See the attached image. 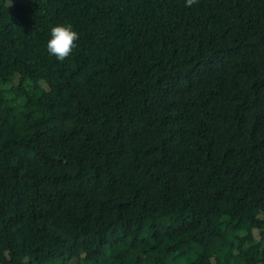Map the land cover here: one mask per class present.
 <instances>
[{
	"label": "trees",
	"instance_id": "obj_1",
	"mask_svg": "<svg viewBox=\"0 0 264 264\" xmlns=\"http://www.w3.org/2000/svg\"><path fill=\"white\" fill-rule=\"evenodd\" d=\"M10 3L0 264H264V0Z\"/></svg>",
	"mask_w": 264,
	"mask_h": 264
},
{
	"label": "clouds",
	"instance_id": "obj_2",
	"mask_svg": "<svg viewBox=\"0 0 264 264\" xmlns=\"http://www.w3.org/2000/svg\"><path fill=\"white\" fill-rule=\"evenodd\" d=\"M196 3H198V0H185L187 7H191ZM79 39V33L74 30L71 24H56L51 28L50 39L47 41L48 54L54 56L58 61L64 62L78 47L77 41Z\"/></svg>",
	"mask_w": 264,
	"mask_h": 264
}]
</instances>
